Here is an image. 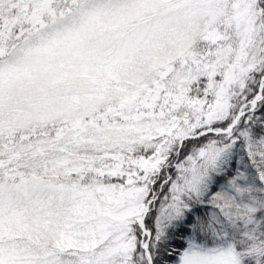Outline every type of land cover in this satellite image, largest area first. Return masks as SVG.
Instances as JSON below:
<instances>
[{
    "label": "snow or ice",
    "instance_id": "6c2138e0",
    "mask_svg": "<svg viewBox=\"0 0 264 264\" xmlns=\"http://www.w3.org/2000/svg\"><path fill=\"white\" fill-rule=\"evenodd\" d=\"M0 264H264V0H0Z\"/></svg>",
    "mask_w": 264,
    "mask_h": 264
}]
</instances>
